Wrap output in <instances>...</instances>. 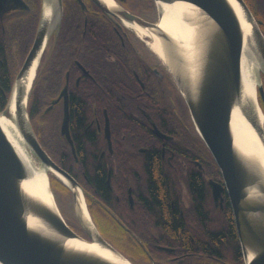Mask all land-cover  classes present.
<instances>
[{
    "label": "flooded vegetation",
    "instance_id": "1",
    "mask_svg": "<svg viewBox=\"0 0 264 264\" xmlns=\"http://www.w3.org/2000/svg\"><path fill=\"white\" fill-rule=\"evenodd\" d=\"M43 1L0 0V47L10 53L5 57L11 64L10 87L33 44ZM112 2L149 23L159 18L154 0ZM125 22L135 23L104 11L94 0H62L57 37L49 36L39 64L60 53L63 58L55 66L67 68L61 79L49 80L60 88L49 97L45 111L60 104L62 118L63 97L53 101L68 72L69 132L71 114L75 132L73 175L84 189L92 221L134 264H244L241 250L239 257L229 254L223 259L189 248L195 242L208 244L207 229L227 232L231 223L239 243L228 192L174 77L151 47V36L139 35ZM81 128L89 134L84 149L103 170L107 193L84 172L83 182L76 177V165L85 163L76 141ZM199 182L202 189L196 192L193 185ZM160 183L161 200L154 191ZM165 208L176 213L185 232H170ZM73 224L69 225L74 231L88 238Z\"/></svg>",
    "mask_w": 264,
    "mask_h": 264
},
{
    "label": "water",
    "instance_id": "2",
    "mask_svg": "<svg viewBox=\"0 0 264 264\" xmlns=\"http://www.w3.org/2000/svg\"><path fill=\"white\" fill-rule=\"evenodd\" d=\"M94 1L104 11L134 21L162 42L163 60L187 103L198 134L222 175L243 262L264 264V167L259 158L248 154L237 143L232 128V111L240 98L242 86L244 40L248 41L251 54L264 69V33L250 7L245 0H233L246 23L244 31L231 0H154L159 14L155 23L144 21L124 9L108 7L101 0ZM174 3H178L179 9L198 16L193 25V14L181 17L187 26H193L189 51H179L172 36L159 25L164 7ZM61 13L62 0L43 1L33 44L11 84L0 115L9 113L8 107L13 99L15 122L25 142L35 158L70 189L76 219L88 238L79 235L67 223L55 198L52 207L26 184L30 174L28 168L0 124V264H134L101 236L87 206L90 222L86 220L78 208L76 194L80 191L85 201L83 187L42 147L29 121L28 97L49 36L54 33L57 37ZM35 61L34 78L26 91L22 111L19 108L24 93L22 80ZM67 83L68 72L66 82L53 102L63 97L60 133L75 156L69 132ZM258 93L264 102L261 81ZM244 115L264 143L263 124L258 127L248 112Z\"/></svg>",
    "mask_w": 264,
    "mask_h": 264
},
{
    "label": "bare ground",
    "instance_id": "3",
    "mask_svg": "<svg viewBox=\"0 0 264 264\" xmlns=\"http://www.w3.org/2000/svg\"><path fill=\"white\" fill-rule=\"evenodd\" d=\"M101 1H103L108 7H114V3L112 2V0ZM231 2L236 11L238 12L242 28L245 31L246 23L244 21L242 12L233 0H231ZM46 11V15H48L49 9L47 8ZM191 14L194 15L193 19H195L192 23L193 25L198 17L197 14L186 9H179L178 3H174L173 5H166L164 7V14L159 20L160 27L166 30L172 36V39L175 41V44L177 46V49H179V51L181 50L182 52H184V50L189 51L190 45H192L193 26H187V24L182 20L181 17H190ZM125 23L135 29L139 35H150L152 39V49L156 53H158V55L162 59H164L162 42L160 40L150 34L146 29H143L138 26L136 23ZM244 36L245 38H247L245 34ZM36 63L37 62L35 61L32 64V66L28 70L27 76H25L22 80L24 93L23 98L19 103V108L22 111L24 110V106L26 103V91L28 90L34 78ZM241 71L242 86L240 98L235 104L234 109L232 111L233 133L237 143L244 148V151H246L248 154L254 155L256 158H259L261 164L264 167V143L262 142V138L258 136L254 127H252L250 121L244 115V113L248 112L251 115L253 121L256 123V125L258 127L262 126L264 121V114L259 104L260 97L258 93V84L260 81L262 82L263 80L264 73L262 71H264V69L258 62L257 58L251 54L249 43L246 40H244V45L242 49ZM12 98H14V94L12 95ZM8 110V114L0 115V124L28 168L30 174L29 178L26 180V184H28V186L43 201L53 207L55 201L53 196L54 192L52 189V181L50 177V173L52 174V171L50 169H47L37 161L29 146L25 142L15 122L16 111L15 102L13 99L9 104ZM76 192L78 208L80 209L86 220L89 221L90 219L85 205V201L83 200L80 191ZM94 246L99 247L96 243H94ZM104 251L107 254H110L109 251Z\"/></svg>",
    "mask_w": 264,
    "mask_h": 264
},
{
    "label": "trees",
    "instance_id": "4",
    "mask_svg": "<svg viewBox=\"0 0 264 264\" xmlns=\"http://www.w3.org/2000/svg\"><path fill=\"white\" fill-rule=\"evenodd\" d=\"M245 1L250 7L251 11L254 13L261 30L264 32V21L261 18L260 14L252 5L251 0ZM8 54L10 53H5L3 51V48L0 47V110H2L6 104L10 89V84L8 82V71L11 68V64L9 62L8 64H6L5 59V57L9 58ZM62 58L63 57L60 53H54L47 64L43 62L42 65L39 66L28 97L27 112L32 128L42 147L47 151V153L59 166H61L62 168L70 172L72 176H74V156L72 154L69 143L59 131V124L61 120L60 104L56 105L55 110H52V112L45 111L46 106L49 104V97L56 95L60 88V84H52L49 82V80L61 79L64 75L65 70L67 69L63 66L61 69L57 70V67L55 66L57 65V63H59V61L61 62ZM53 66H55L56 68L53 69ZM70 90L71 92L73 90L72 84L70 85ZM3 92H5L4 95ZM259 100L261 103V107L264 108V102L261 100V98ZM73 105L74 101L72 96V98L70 99L71 113ZM79 132L83 133L81 136H78L76 138V141L80 157L83 161H85V163L81 164L80 166L76 165V177H78L79 180L82 182L86 178H91L93 182L97 185V187L100 188L101 191L107 193V188L104 185L105 182L103 170L98 165H96L93 160L90 159L89 154L84 149L85 145L88 144L89 134L87 132H84L83 128H81ZM70 134L72 140L74 141L75 132L73 127L72 114L70 120ZM77 168H79V171H77ZM83 172L85 173L86 178H84ZM51 181L53 192L55 189H57V191L61 192V195H70L69 188L60 180L55 177H51ZM163 188V184L160 183L156 186V189L154 190L159 200L164 199ZM193 188L197 192L198 189H202V186L199 182L194 184ZM157 213L158 211H156V214ZM163 218L167 221H170L169 230L172 234L175 235L181 231L185 232L183 223L177 218L176 213L170 211L168 208H165L163 210ZM202 223L206 224L205 217L203 218ZM207 237L208 244L195 242L194 244L190 245V250L195 251L196 248H199L204 252H207L214 256L222 257L223 259H226L227 256H231L229 254H233L235 257H239L240 248L239 245H237L238 242L235 238V229L232 223L231 226L228 228L227 232H225L224 230L217 231L216 229H207ZM223 241H225V245Z\"/></svg>",
    "mask_w": 264,
    "mask_h": 264
},
{
    "label": "rangeland",
    "instance_id": "5",
    "mask_svg": "<svg viewBox=\"0 0 264 264\" xmlns=\"http://www.w3.org/2000/svg\"><path fill=\"white\" fill-rule=\"evenodd\" d=\"M251 1H252V5L254 6V8L260 14L261 18L264 21V0H251ZM262 84L264 87V76H263ZM259 103H260V100H259ZM263 114H264V112H263ZM263 124H264V121H263ZM37 161L39 162V160H37ZM50 177H53V178L55 177L59 180V178L56 175H54L53 173L52 174L50 173ZM54 193H55L54 198H56L55 201L58 205V208H59L60 212L62 213L63 217L67 220V223H69L70 225H74L73 223L76 222V226L80 228L81 226L77 222L76 215L74 212V205H73L71 191H70L69 196L65 195V194L61 195V192L57 191V189L54 190Z\"/></svg>",
    "mask_w": 264,
    "mask_h": 264
}]
</instances>
